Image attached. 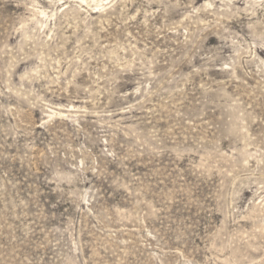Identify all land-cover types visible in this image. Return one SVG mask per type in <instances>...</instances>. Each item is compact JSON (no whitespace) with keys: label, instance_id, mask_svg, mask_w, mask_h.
<instances>
[{"label":"rangeland","instance_id":"1","mask_svg":"<svg viewBox=\"0 0 264 264\" xmlns=\"http://www.w3.org/2000/svg\"><path fill=\"white\" fill-rule=\"evenodd\" d=\"M0 264H264V0H0Z\"/></svg>","mask_w":264,"mask_h":264}]
</instances>
